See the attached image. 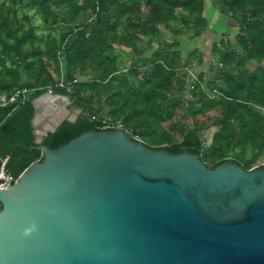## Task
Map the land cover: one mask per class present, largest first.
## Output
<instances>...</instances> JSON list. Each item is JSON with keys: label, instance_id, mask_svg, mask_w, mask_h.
I'll list each match as a JSON object with an SVG mask.
<instances>
[{"label": "trees", "instance_id": "obj_1", "mask_svg": "<svg viewBox=\"0 0 264 264\" xmlns=\"http://www.w3.org/2000/svg\"><path fill=\"white\" fill-rule=\"evenodd\" d=\"M209 11L237 28L216 38L212 63L193 80L202 54L183 56L181 42L207 33ZM117 48L131 56L124 71ZM21 90L26 97L0 107V163L14 180L41 160L39 146L117 125L148 148L199 155L208 167L264 168V0H0V95ZM48 90L79 115L35 145L32 101Z\"/></svg>", "mask_w": 264, "mask_h": 264}, {"label": "water", "instance_id": "obj_2", "mask_svg": "<svg viewBox=\"0 0 264 264\" xmlns=\"http://www.w3.org/2000/svg\"><path fill=\"white\" fill-rule=\"evenodd\" d=\"M42 98L67 100L32 101L35 145L77 118ZM38 148L0 188V264H264V168L208 167L117 127Z\"/></svg>", "mask_w": 264, "mask_h": 264}, {"label": "rangeland", "instance_id": "obj_3", "mask_svg": "<svg viewBox=\"0 0 264 264\" xmlns=\"http://www.w3.org/2000/svg\"><path fill=\"white\" fill-rule=\"evenodd\" d=\"M209 18H210V27H209L206 34L201 36L198 40H194V41L183 40L181 42V51H182L183 56H186L193 49L199 50L202 54L201 58H203V61L200 62V65H194L193 68L191 69L193 75H197L199 73L206 72L209 64L212 63L213 60H212V57L210 54V48H211L212 43L216 40V38H218L221 33L226 32L227 34H229L228 39H232L233 34L236 32L237 25L233 20L228 19V20L224 21L220 18L217 19V16L215 14L212 13L210 15V11H209ZM33 24L36 26H39V28L37 29L38 32L40 30H42L40 19L35 18L33 20ZM159 40H160V37H159V39L154 41V45H156V43ZM143 47H144V49H146L147 52L152 51L151 48L146 43L144 44ZM115 54L118 55V59H117L118 69L120 71H124L125 69L128 68V66L130 64L131 56L129 55L128 51H126L124 49H119V48L116 49ZM196 62H197V59L194 61V63L196 64ZM48 92H50V91L48 90L46 93H48ZM42 100H43L42 102L45 103L46 106L48 105L47 106L48 108L53 109V106L51 104H49L48 101H46L44 98H42ZM53 102L56 105V110L58 109V111L55 110L57 112L56 114H59L60 116H65L68 118H72L75 115L76 116L79 115V113L77 114L76 110H74L73 108L70 107V102L68 99L66 101L57 99ZM58 106H59V108H58ZM54 108H55V106H54ZM60 112H64L65 114L61 115ZM48 118L51 121L57 120L56 115L53 118H50V117H48ZM214 132H215V129L211 128L204 133V138L206 139L207 144H210V139H211L212 134Z\"/></svg>", "mask_w": 264, "mask_h": 264}, {"label": "built area", "instance_id": "obj_4", "mask_svg": "<svg viewBox=\"0 0 264 264\" xmlns=\"http://www.w3.org/2000/svg\"><path fill=\"white\" fill-rule=\"evenodd\" d=\"M189 75L193 80H195V75H193L192 73H190ZM59 86L61 85L59 84ZM191 89H193V87H191ZM27 94L28 93L26 90H21V91L15 92V94H13L9 98L5 97L4 95H0V107H3L13 102L18 96L26 97ZM115 127L121 128L120 125H117ZM135 140H138V139L135 138ZM4 165H5V160L1 161L0 163V188L8 187L14 182V179L5 172Z\"/></svg>", "mask_w": 264, "mask_h": 264}, {"label": "crops", "instance_id": "obj_5", "mask_svg": "<svg viewBox=\"0 0 264 264\" xmlns=\"http://www.w3.org/2000/svg\"><path fill=\"white\" fill-rule=\"evenodd\" d=\"M46 101H48V103L51 104V105L53 106V108H54V106H55L54 102L52 103V102H50V100H46ZM48 103H47V104H48ZM44 104H45V103H44ZM45 106H46V104H45ZM47 106H48V105H47Z\"/></svg>", "mask_w": 264, "mask_h": 264}, {"label": "bare ground", "instance_id": "obj_6", "mask_svg": "<svg viewBox=\"0 0 264 264\" xmlns=\"http://www.w3.org/2000/svg\"><path fill=\"white\" fill-rule=\"evenodd\" d=\"M51 100V97H48Z\"/></svg>", "mask_w": 264, "mask_h": 264}]
</instances>
